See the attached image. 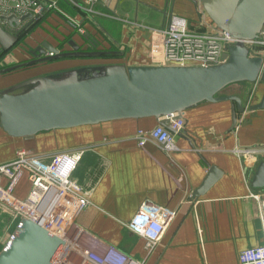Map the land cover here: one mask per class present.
<instances>
[{"label":"crops","instance_id":"obj_1","mask_svg":"<svg viewBox=\"0 0 264 264\" xmlns=\"http://www.w3.org/2000/svg\"><path fill=\"white\" fill-rule=\"evenodd\" d=\"M47 1L58 2L42 0ZM77 1L83 7L91 6L86 0ZM194 2L107 0L94 5L95 13L73 6L76 14L72 21L46 12L42 24L23 36L25 31L21 45L9 54L6 65H0V92L35 77L82 66H151L149 28L166 27L177 16L187 20L190 31L204 30L202 7L199 4L197 8ZM113 15L119 19L110 17ZM79 29L99 41L96 49L114 54L96 57L102 59L93 60V64L68 58L1 73L30 59L28 49L45 41L60 46L73 33L69 40L91 49ZM60 49L69 50V46ZM231 87L238 90L229 92ZM222 95H236L244 102L246 111L238 116L237 127L233 128L232 102L201 103L183 112L185 128L176 136L177 150L170 154L153 143L138 146L137 132L160 124L155 118H146L43 132L27 141L0 128V165L13 161L19 149L41 155L85 149L74 174L91 200V206L77 219L81 228L130 257L147 259L146 264H240L243 250L264 242L258 204L252 197L264 190L250 186L253 169L264 156L255 161L237 152L264 147V107L254 109L262 103L264 83H237ZM210 167L218 168L222 176L204 196L192 200ZM29 188L23 179L17 196L25 198ZM142 206L163 207L175 213L150 257L145 240L126 226Z\"/></svg>","mask_w":264,"mask_h":264},{"label":"water","instance_id":"obj_2","mask_svg":"<svg viewBox=\"0 0 264 264\" xmlns=\"http://www.w3.org/2000/svg\"><path fill=\"white\" fill-rule=\"evenodd\" d=\"M222 31L239 39H258L264 30V0H194ZM4 20L18 30L10 32L0 23V56L21 45L22 34L34 22L31 14ZM91 49L74 39L69 50L45 41L28 49L32 59L8 66L11 73L39 64L68 58H96L114 54L98 50L90 33L81 36ZM226 62L212 67L86 66L32 78L0 92V128L9 136L32 140L39 133L119 120L155 118L170 129L166 119L182 118L184 111L201 103L232 102L233 128L246 111L243 100L222 92L237 83H264V58L253 57L244 42L225 53ZM264 107L262 103L254 109ZM173 131V130H171ZM179 135V134H178ZM222 171L210 170L192 200L204 196L220 179ZM250 186L264 190V159L255 165ZM64 241L39 223L22 219L0 253V264H54Z\"/></svg>","mask_w":264,"mask_h":264},{"label":"built area","instance_id":"obj_3","mask_svg":"<svg viewBox=\"0 0 264 264\" xmlns=\"http://www.w3.org/2000/svg\"><path fill=\"white\" fill-rule=\"evenodd\" d=\"M74 7L95 13L94 5L107 0H86L91 6L83 7L77 0H67ZM57 1L42 0H0V23L14 32L4 18L31 14L34 21L52 9ZM203 13V31H190L186 19L174 16L168 26L149 28L152 34V66H197L212 67L226 62L225 53L238 42H244L253 57L264 58V30L258 39H239L220 30ZM119 19L116 16H110ZM80 32L84 34L82 29ZM5 53L0 58L4 66L10 57ZM183 116V114H182ZM172 114L166 119L170 129L159 124L152 130H139L136 141L143 148L155 144L170 154L177 150L176 136L185 128V121ZM242 156L254 157L255 161L264 156V147L238 149ZM85 149L57 152L50 155L36 154L19 149L13 161L0 165V210L12 214L19 222L28 219L39 223L46 230L64 241V246L54 264H146L147 259H135L116 247L97 239L77 224L78 217L91 206L89 191L75 178V171L81 162ZM23 179L29 183L25 198L17 196V189ZM258 204L259 216L264 233V193L252 194ZM175 213L163 207L142 206L127 228L145 240V250L150 257L157 249L168 223ZM240 264H264V242L256 247L243 250L239 255Z\"/></svg>","mask_w":264,"mask_h":264},{"label":"trees","instance_id":"obj_4","mask_svg":"<svg viewBox=\"0 0 264 264\" xmlns=\"http://www.w3.org/2000/svg\"><path fill=\"white\" fill-rule=\"evenodd\" d=\"M57 4H58V7H57V9H52V10H49V11H47V13L48 12H54V13H56V14H58L59 16H61L63 19H66L67 21H72L71 19H72V17H75V14H76V11L74 10V7H73V5L69 2V1H67V0H58V2H57ZM49 14V13H48ZM45 19V18H44ZM43 19V20H44ZM42 18L41 19H39V20H36V21H34L33 22V24H32V27L31 28H29L25 33H24V35L23 36H26L27 34H29L32 30H34L35 28H37V27H39L41 24H42ZM73 35H74V33L73 34H71V35H67L66 36V38L64 39V41L63 42H60V48H62V49H64V48H66V47H68V44H67V41L71 38V37H73ZM85 49V48H84ZM86 49H88V50H90V48H86ZM0 58H2L1 56H0ZM18 223H19V220L17 219L15 222H14V230H13V232L15 231V229H16V227H17V225H18Z\"/></svg>","mask_w":264,"mask_h":264},{"label":"rangeland","instance_id":"obj_5","mask_svg":"<svg viewBox=\"0 0 264 264\" xmlns=\"http://www.w3.org/2000/svg\"><path fill=\"white\" fill-rule=\"evenodd\" d=\"M82 60H85L86 62H90L88 64H93V60H99L102 58H80ZM87 65V64H85ZM83 67V66H82ZM238 87H231L229 89V92L237 91ZM17 219L4 209L0 210V253L3 250L5 244L7 243L10 236L15 232H13L14 228V222Z\"/></svg>","mask_w":264,"mask_h":264},{"label":"flooded vegetation","instance_id":"obj_6","mask_svg":"<svg viewBox=\"0 0 264 264\" xmlns=\"http://www.w3.org/2000/svg\"><path fill=\"white\" fill-rule=\"evenodd\" d=\"M30 59H32V58H30Z\"/></svg>","mask_w":264,"mask_h":264}]
</instances>
